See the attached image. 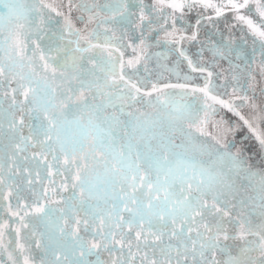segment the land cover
<instances>
[{"label":"snow or ice","instance_id":"obj_1","mask_svg":"<svg viewBox=\"0 0 264 264\" xmlns=\"http://www.w3.org/2000/svg\"><path fill=\"white\" fill-rule=\"evenodd\" d=\"M0 264H264V0H0Z\"/></svg>","mask_w":264,"mask_h":264},{"label":"water","instance_id":"obj_2","mask_svg":"<svg viewBox=\"0 0 264 264\" xmlns=\"http://www.w3.org/2000/svg\"><path fill=\"white\" fill-rule=\"evenodd\" d=\"M54 2L56 4H61V3L67 4L68 0H54ZM73 2L75 3L76 0H73ZM146 2L150 3L151 0H146ZM77 15H79V13H77V12H74L73 13V17H75ZM223 26L224 25H223V22H222L221 23V27H223ZM244 33H245V38L248 39L249 44H251V41H252L251 36L250 35H247V30H245V29H244ZM235 35H236L237 39L240 37L241 32H240L239 27H237V29L235 30ZM129 54H131V50H129ZM173 82H175V81H173ZM226 118H228L229 120H231L233 122L236 121V118L233 117V116H231L230 113L226 114ZM217 119H219V116H217ZM25 132H27L26 129H25ZM244 137H248V138L247 139H243ZM236 139H237V141L243 140V144L248 147V149H249L250 152H253V153H257L258 152V146L256 145V142H255L254 138H251V136L247 132V129L246 128H244V129H242V130H240V131L237 132ZM257 159H259L258 156H257ZM44 175H46V172L44 173ZM14 236H15V234L13 233V236H12L13 239H14ZM5 259H6V257H5Z\"/></svg>","mask_w":264,"mask_h":264},{"label":"flooded vegetation","instance_id":"obj_3","mask_svg":"<svg viewBox=\"0 0 264 264\" xmlns=\"http://www.w3.org/2000/svg\"><path fill=\"white\" fill-rule=\"evenodd\" d=\"M229 21L231 22V17L229 16Z\"/></svg>","mask_w":264,"mask_h":264}]
</instances>
